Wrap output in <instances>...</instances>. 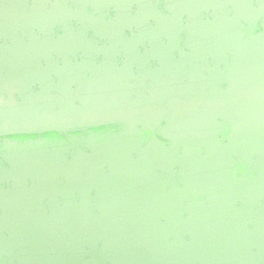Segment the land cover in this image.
I'll use <instances>...</instances> for the list:
<instances>
[{"label": "water", "instance_id": "1", "mask_svg": "<svg viewBox=\"0 0 264 264\" xmlns=\"http://www.w3.org/2000/svg\"><path fill=\"white\" fill-rule=\"evenodd\" d=\"M0 264H264V0H0Z\"/></svg>", "mask_w": 264, "mask_h": 264}]
</instances>
